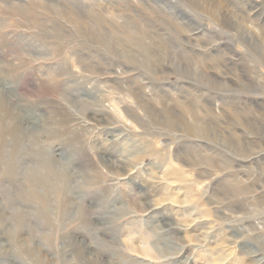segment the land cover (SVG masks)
<instances>
[{
  "label": "rangeland",
  "instance_id": "374dc122",
  "mask_svg": "<svg viewBox=\"0 0 264 264\" xmlns=\"http://www.w3.org/2000/svg\"><path fill=\"white\" fill-rule=\"evenodd\" d=\"M0 102V264H264V0H0Z\"/></svg>",
  "mask_w": 264,
  "mask_h": 264
},
{
  "label": "bare ground",
  "instance_id": "6f19581e",
  "mask_svg": "<svg viewBox=\"0 0 264 264\" xmlns=\"http://www.w3.org/2000/svg\"><path fill=\"white\" fill-rule=\"evenodd\" d=\"M166 1V0H165ZM188 16V15H187ZM0 110L3 112H7V107H5L4 103H1L0 102ZM8 113V112H7ZM4 115V114H3ZM8 126V125H7ZM6 125L3 124V121H2V117H1V120H0V130L1 131H5L6 133H9V134H12V135H15L16 134V129L15 128H9L7 127ZM0 137H1V134H0ZM2 138H0V141L3 142V140H1ZM11 143V142H10ZM2 147V146H1ZM1 151V150H0Z\"/></svg>",
  "mask_w": 264,
  "mask_h": 264
}]
</instances>
